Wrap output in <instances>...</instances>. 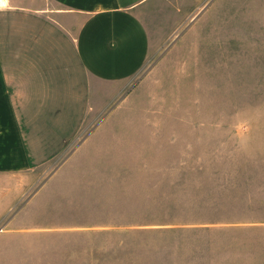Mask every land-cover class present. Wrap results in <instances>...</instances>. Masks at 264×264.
<instances>
[{
    "label": "rangeland",
    "instance_id": "374dc122",
    "mask_svg": "<svg viewBox=\"0 0 264 264\" xmlns=\"http://www.w3.org/2000/svg\"><path fill=\"white\" fill-rule=\"evenodd\" d=\"M180 5L172 43L0 203V264H81V232L195 211L201 263L264 264V0Z\"/></svg>",
    "mask_w": 264,
    "mask_h": 264
},
{
    "label": "crops",
    "instance_id": "0c3cea01",
    "mask_svg": "<svg viewBox=\"0 0 264 264\" xmlns=\"http://www.w3.org/2000/svg\"><path fill=\"white\" fill-rule=\"evenodd\" d=\"M180 3L221 0L0 3V203L12 207L20 183L172 43L194 17Z\"/></svg>",
    "mask_w": 264,
    "mask_h": 264
},
{
    "label": "trees",
    "instance_id": "16d2710c",
    "mask_svg": "<svg viewBox=\"0 0 264 264\" xmlns=\"http://www.w3.org/2000/svg\"><path fill=\"white\" fill-rule=\"evenodd\" d=\"M191 214L185 218L178 214L147 216L125 231L81 232L91 258L85 251L81 264H203L198 257L201 250L195 243L201 233L211 231L201 225L215 219L198 211Z\"/></svg>",
    "mask_w": 264,
    "mask_h": 264
},
{
    "label": "snow or ice",
    "instance_id": "6c2138e0",
    "mask_svg": "<svg viewBox=\"0 0 264 264\" xmlns=\"http://www.w3.org/2000/svg\"><path fill=\"white\" fill-rule=\"evenodd\" d=\"M3 2V0H0V3H2Z\"/></svg>",
    "mask_w": 264,
    "mask_h": 264
},
{
    "label": "bare ground",
    "instance_id": "6f19581e",
    "mask_svg": "<svg viewBox=\"0 0 264 264\" xmlns=\"http://www.w3.org/2000/svg\"><path fill=\"white\" fill-rule=\"evenodd\" d=\"M2 3H4V0H3V2Z\"/></svg>",
    "mask_w": 264,
    "mask_h": 264
}]
</instances>
